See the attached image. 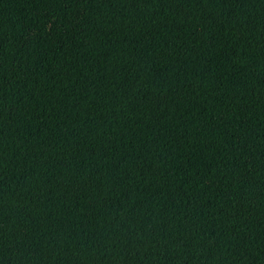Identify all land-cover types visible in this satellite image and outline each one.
Listing matches in <instances>:
<instances>
[{
	"label": "trees",
	"instance_id": "1",
	"mask_svg": "<svg viewBox=\"0 0 264 264\" xmlns=\"http://www.w3.org/2000/svg\"><path fill=\"white\" fill-rule=\"evenodd\" d=\"M0 264H264V0H0Z\"/></svg>",
	"mask_w": 264,
	"mask_h": 264
}]
</instances>
